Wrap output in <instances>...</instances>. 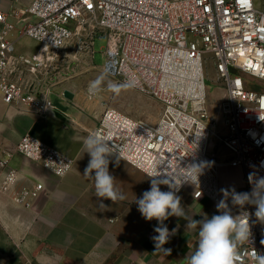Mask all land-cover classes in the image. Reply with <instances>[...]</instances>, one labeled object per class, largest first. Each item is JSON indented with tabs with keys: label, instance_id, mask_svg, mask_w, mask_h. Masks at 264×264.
Wrapping results in <instances>:
<instances>
[{
	"label": "built area",
	"instance_id": "1",
	"mask_svg": "<svg viewBox=\"0 0 264 264\" xmlns=\"http://www.w3.org/2000/svg\"><path fill=\"white\" fill-rule=\"evenodd\" d=\"M25 12L32 19L20 34L38 42L33 53L17 52L8 38L15 25L0 7V93L7 104L40 115L59 110L52 89L37 83V71L73 54L98 65L94 46L97 37L104 38L103 69L162 105L155 121L111 107L101 113L93 132L123 148L124 159L144 172L158 169L177 185L189 180L180 190L215 202L220 199L221 167L243 171L237 192L251 191L250 172L264 177V0H31ZM209 61L224 90L216 117L208 108ZM31 68L33 82L23 77ZM257 83L260 88L252 86ZM17 151L58 176L74 163L71 155L31 131L21 135ZM201 163L206 166L196 183L189 179L195 172L183 167ZM8 164L7 158L0 159V167ZM3 175L4 189L19 177L15 168ZM43 188L37 182L17 192L14 200L31 207ZM229 207L233 215L240 214L231 198ZM244 210L252 214L251 235L237 250L236 264H260L264 224L256 221L253 205Z\"/></svg>",
	"mask_w": 264,
	"mask_h": 264
},
{
	"label": "crops",
	"instance_id": "2",
	"mask_svg": "<svg viewBox=\"0 0 264 264\" xmlns=\"http://www.w3.org/2000/svg\"><path fill=\"white\" fill-rule=\"evenodd\" d=\"M30 1L0 0L7 20L15 25L8 38L14 41L17 52L33 53L39 47L36 40L20 34V28L32 19L25 12ZM2 28L0 22V32ZM41 79L37 75V83H46ZM66 89L52 90L51 98L60 109L45 115L7 104L0 93V159L9 160L8 167H0V264H188L187 257L197 245L198 229L187 230V221L169 217L164 223L176 232L163 247L171 249V254L154 253L151 237L156 235L153 229L158 222L146 221L134 202L150 189V179L126 159L117 165L112 157L109 164L115 185L126 199L116 203L103 200L106 210L99 209L94 182L83 175L90 157L82 141L94 131L101 114L91 112L86 95L70 90L74 93L70 99L64 94ZM28 131L71 155L72 169L58 176L20 154L18 140ZM7 168L17 169L19 177L4 189L2 179ZM243 181L240 168L221 167L220 189L236 190ZM37 182L44 188L31 207L14 200L17 192ZM168 190L161 185V191ZM177 195L189 218L201 220L205 214L209 218L219 214L217 202L210 198H196L187 188Z\"/></svg>",
	"mask_w": 264,
	"mask_h": 264
},
{
	"label": "clouds",
	"instance_id": "3",
	"mask_svg": "<svg viewBox=\"0 0 264 264\" xmlns=\"http://www.w3.org/2000/svg\"><path fill=\"white\" fill-rule=\"evenodd\" d=\"M109 141L98 131L90 133L82 141L85 153L90 157L83 175L94 182L95 196L98 198L101 211L106 210L103 200L116 203L126 199L116 187L115 177L109 172V164L113 162L110 158L115 157V163L118 165L123 159L121 155L123 148L110 146ZM261 165L264 166V162H261ZM205 166L204 163L189 164L183 169L189 173L195 172L189 179L199 183V176ZM64 171H67L66 166ZM145 175L150 179V189L144 191L141 198H135L134 202L146 221L155 219L158 222L153 229L156 235L151 237L155 246L154 253L171 254V249H165L163 246L175 234L176 229L170 231L164 222L174 216L187 221L185 229H198L197 245L187 257L188 264H236L239 259L238 245L248 242L251 235L249 219L252 214L244 210V206L253 205L256 221L264 224V177L258 176L255 172L249 173L250 192H237L234 187L221 188L222 198L216 204L219 214H214L210 218L205 214L201 220L189 218L181 204L182 198L177 195L181 184L189 183V180L181 179V183L177 185L171 176L158 169L146 172ZM161 185H166L169 190L161 191ZM229 197L231 205L241 209L240 214L233 215L227 202ZM260 264H264V258H261Z\"/></svg>",
	"mask_w": 264,
	"mask_h": 264
},
{
	"label": "rangeland",
	"instance_id": "4",
	"mask_svg": "<svg viewBox=\"0 0 264 264\" xmlns=\"http://www.w3.org/2000/svg\"><path fill=\"white\" fill-rule=\"evenodd\" d=\"M104 44L105 39L97 37L94 46V61L98 65H94L90 58L77 60L73 54L55 62L49 70H38L36 75L44 79L46 86L52 90L65 87L78 94L86 95L91 112L98 110L101 114L104 109L111 107L135 118L155 121L162 110L161 103L151 95L132 87L103 69L101 65L104 62L102 55ZM206 72V82L209 87L208 108L210 113L216 117L218 101L223 96L224 90L216 82V70L212 61L208 62ZM243 75L246 77L245 73ZM23 77L33 82V68L26 70ZM250 77L249 80L253 81V77ZM252 86L261 87L258 83ZM93 87L95 91L90 94V89Z\"/></svg>",
	"mask_w": 264,
	"mask_h": 264
},
{
	"label": "water",
	"instance_id": "5",
	"mask_svg": "<svg viewBox=\"0 0 264 264\" xmlns=\"http://www.w3.org/2000/svg\"><path fill=\"white\" fill-rule=\"evenodd\" d=\"M64 94L66 97H68L70 99L73 98V96H74V93L72 91H70L69 89H66Z\"/></svg>",
	"mask_w": 264,
	"mask_h": 264
}]
</instances>
